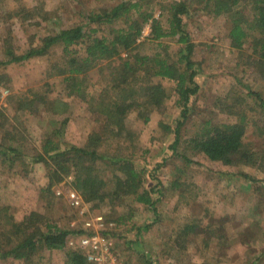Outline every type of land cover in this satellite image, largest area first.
<instances>
[{"label": "rangeland", "instance_id": "obj_1", "mask_svg": "<svg viewBox=\"0 0 264 264\" xmlns=\"http://www.w3.org/2000/svg\"><path fill=\"white\" fill-rule=\"evenodd\" d=\"M171 1L178 0H156L153 15H162L164 20L165 8ZM109 4L108 0H0V39L11 32L20 53L31 42L38 45L47 35L83 24L90 11H100ZM20 5L31 8V18L21 22L5 16L8 10ZM190 9L191 16L186 20L185 28L195 43L193 60L199 91L192 98L196 101L192 116L180 130L176 153L171 152L169 145L181 109L172 91L173 82L159 80L168 97L162 108L151 114L146 125L134 114L126 119L127 127L137 135L135 149L128 153H133L135 167L144 171V186H159L162 194L155 205L156 213L145 205L133 203L135 210L130 221L119 225L116 223L119 209L111 210L107 204L95 208L83 200L80 207L72 205L67 196L68 191L73 190L72 175L55 182L49 193L43 190L49 180L43 164L27 168L22 164L12 168L0 164V206L5 207L7 215L20 221L28 213L38 212L46 220L71 232L84 231L87 220L102 217L104 223L100 234L111 241L112 255L118 264H141V255L151 259L153 264H264V163L222 168L192 151L187 143L208 119L214 122L235 120L218 112V107L223 108L220 102H217L218 107L215 106L218 99L226 105L234 97L241 98L243 106L240 110L247 112L252 121L260 120L259 125H264V112L260 114L254 109L256 103L248 94L249 91L258 93L264 99V83L243 66L238 52L229 48L226 39L229 23L223 18L209 16L203 4L193 2ZM143 34L147 36L148 28ZM165 42L169 46L168 52L177 50L172 41ZM148 49L150 47L142 46L139 50L145 52ZM0 59H3L1 50ZM52 59H55L54 55L34 58L2 70L7 81L0 86V109L6 120L0 135L15 137L18 147H26L23 151L26 155L40 151L44 136L65 118H68V124L63 140L67 143L82 146L90 130L83 106L74 98L66 99L61 78L50 75ZM92 74L91 81L95 84V73ZM39 89L47 90L52 100L66 101L69 105L65 112L54 114L45 106L33 115L20 113L15 116L18 113L16 98ZM251 108L255 111H250ZM165 126L170 127V131L167 132ZM244 141L254 150H260L264 145L252 123L248 125ZM100 167V176L110 179L112 170L103 165ZM240 173L255 181L244 179ZM184 226L193 227L196 232L187 237L186 248L182 250L174 239L179 237ZM80 236L69 237L63 251L38 250L29 262L5 260L0 264H67V251L85 254L79 246ZM129 242L134 243L129 245Z\"/></svg>", "mask_w": 264, "mask_h": 264}, {"label": "trees", "instance_id": "obj_2", "mask_svg": "<svg viewBox=\"0 0 264 264\" xmlns=\"http://www.w3.org/2000/svg\"><path fill=\"white\" fill-rule=\"evenodd\" d=\"M108 1L107 8L90 11L83 24L47 35L40 39L38 45L31 42L20 53L11 32L0 39L3 56L0 59V86L7 81L2 72L5 67L54 55L49 67L50 75L61 78L66 99L78 100L91 124L84 144L77 146L63 140L68 118L63 119L57 128L44 136L40 151L35 155L34 152L26 155L23 152L26 147H18L15 137L3 133L0 135V164L7 168L17 164H22L23 168L43 164L49 177L43 190L49 193L55 182L72 175V188L81 199L95 208L107 204L111 210L119 209L116 223L122 225L130 221L135 210L133 203L145 205L155 214V205L162 198L159 186H144V171L135 167L133 153H128L135 149L137 135L127 127L126 119L134 114L146 125L151 114L162 108L168 97L159 80L173 82L172 91L181 109L169 145L175 154L181 139L180 130L196 106L193 99L199 86L195 81L197 71L193 60L195 43L185 28L186 20L191 16L190 6L193 2L203 4L209 16L223 18L229 23L226 36L229 48L238 52L237 57L243 66L264 83V0L171 1L165 8L167 15L164 20L162 15L155 17L152 13L156 0ZM31 11V8L20 5L8 10L5 16L25 22L32 17ZM146 28L148 34L144 36ZM168 39L177 46L172 53L168 52L169 46L165 42ZM142 46L150 49L142 52L139 50ZM92 73L100 84L97 81L92 83ZM29 93L16 98L19 115L15 116H20V113L33 115L45 106L52 113L59 114L65 112L69 105L63 99L49 98L47 90ZM248 94L254 98V109L262 114L264 99L258 93L249 91ZM217 102L223 108L220 109ZM224 102L216 101L218 112L235 120L214 122L208 119L203 122L202 129L187 141L191 150L222 168L264 163V145L260 150H254L244 141L248 125L252 123L264 143V125H259L260 120L252 121L247 112L240 110L243 106L241 98L234 97L226 105ZM254 109L250 111L254 112ZM5 120L6 116L0 109L1 129ZM164 129L170 131V127L165 126ZM100 165L112 170L110 179L100 176ZM239 175L255 181L247 174ZM5 210L0 206V227L4 229L0 231V261L29 262L38 250L63 251L69 237L84 233L62 229L38 212H30L16 221ZM195 232L193 227L184 226L179 237L174 239L176 245L184 250L187 237ZM133 243L129 242V245ZM66 255L67 264H90L79 251H67ZM140 262L153 264L145 255L140 256Z\"/></svg>", "mask_w": 264, "mask_h": 264}, {"label": "built area", "instance_id": "obj_3", "mask_svg": "<svg viewBox=\"0 0 264 264\" xmlns=\"http://www.w3.org/2000/svg\"><path fill=\"white\" fill-rule=\"evenodd\" d=\"M73 206H82L81 197L74 190H69L67 194ZM102 217L87 220L84 225V233L79 238L80 249L85 252L86 260L90 264H118L112 255V243L109 238L100 234L103 226Z\"/></svg>", "mask_w": 264, "mask_h": 264}]
</instances>
